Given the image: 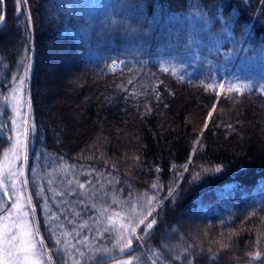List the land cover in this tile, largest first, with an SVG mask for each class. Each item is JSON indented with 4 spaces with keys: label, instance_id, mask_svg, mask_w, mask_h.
Masks as SVG:
<instances>
[{
    "label": "trees",
    "instance_id": "16d2710c",
    "mask_svg": "<svg viewBox=\"0 0 264 264\" xmlns=\"http://www.w3.org/2000/svg\"><path fill=\"white\" fill-rule=\"evenodd\" d=\"M20 7L0 0V159L23 76L26 188L46 251L61 239L72 254L59 264L75 250L79 264H264V0ZM237 82L252 87L229 92ZM137 225L142 239L121 254L122 227Z\"/></svg>",
    "mask_w": 264,
    "mask_h": 264
},
{
    "label": "snow or ice",
    "instance_id": "6c2138e0",
    "mask_svg": "<svg viewBox=\"0 0 264 264\" xmlns=\"http://www.w3.org/2000/svg\"><path fill=\"white\" fill-rule=\"evenodd\" d=\"M27 4V0H17V12L20 13L22 11L20 5L21 4ZM3 16H0V21H3ZM29 24L31 23V16L29 15L28 18ZM115 61L113 62V65L110 66L114 68ZM168 68H165L164 71H168ZM13 81L17 82L18 86L13 89L14 93H18L20 89L23 86L24 83V77H13ZM131 83V81H129ZM6 87V86H4ZM225 87L224 84H220V89H223ZM250 84H244L241 85L239 82H237L235 85H229L228 90L229 92H232L235 90L237 93H241L242 89H251ZM261 91H264V85H261ZM219 91L217 92V96L219 97ZM15 99V96H13ZM19 103V101H17ZM215 105H213V109H215ZM213 113L210 111L208 113L209 117H212ZM12 134L16 137V143L12 146V154L15 156L17 160L20 159L21 153L24 154V159L27 160V152L29 150V137L31 133L35 132V126L29 125L27 123V120L25 119L23 121V131L21 132L20 129L16 127V120H12ZM208 127V122H205V128ZM230 127V126H229ZM0 132H2V129H0ZM21 136L23 139H21ZM5 158H8V153H5ZM187 167L185 168V171H187ZM203 172H209L210 170L205 169L202 170ZM216 173H220L221 169L217 167L215 169ZM8 176H22L24 175L23 172H16L12 169L11 163H9V168L7 172ZM200 178V174L198 173L196 176L193 177V180L190 181V184L194 181L198 180ZM6 183L5 179V173L3 170H0V187H2ZM11 187L13 189L12 194L9 193L7 188H4L3 190V196L7 197L10 201V209H3L0 211L4 212V218L9 219L12 218L16 221L15 224L7 225L4 227L2 231H0V264H52L53 257H56L57 264H59V260L62 258H66L70 253V248L66 241H63L61 239H57L55 241L56 247L53 249L51 253H48L45 248L44 240L41 238L38 241H35V236H38L39 233H33L28 230V226L26 224L20 223V221L23 220V216L27 213L23 212V209L25 205L23 204L22 196L15 194V185L16 180H11ZM23 187H27V182L23 181L21 182ZM90 183V182H89ZM80 189L85 188V184L81 183L79 185ZM153 189L158 190L157 185H153ZM174 191V190H173ZM71 194V193H69ZM38 195V193H37ZM169 196H172V192L169 193ZM28 203H31L30 199ZM149 206L153 203L152 200L148 201ZM15 211L17 213V216H13L12 212ZM107 211V209H105ZM157 210L155 208H152L151 211L148 212V216H153V214ZM140 224H144V220L140 221ZM156 224L155 218L152 219L150 223H147L145 228L143 229L145 236L148 235L149 232L153 229V226ZM114 227V225H109L107 228H105L106 232H111V229ZM139 225L133 228H123L121 229L122 232L127 233V239L125 242V238L122 236L116 245H113L114 248L118 247V251L121 254L129 252V250L133 247V240L140 241L142 239L141 236L136 234V228H138ZM53 235L55 233L53 232ZM81 241L77 240L76 244H80ZM63 244V246H61ZM122 244V247H119L118 245ZM72 249H75V245L72 246ZM97 251L101 252L102 254H108L110 250L108 248L104 249H98ZM76 256L83 257L84 252L75 250L73 254V264H79V261L75 259ZM92 258V257H90ZM138 259L137 257H133L130 260H124L119 262V264H132V260ZM212 259H215L214 257ZM253 259H260V254L257 253ZM189 264H191V261H189Z\"/></svg>",
    "mask_w": 264,
    "mask_h": 264
},
{
    "label": "rangeland",
    "instance_id": "374dc122",
    "mask_svg": "<svg viewBox=\"0 0 264 264\" xmlns=\"http://www.w3.org/2000/svg\"><path fill=\"white\" fill-rule=\"evenodd\" d=\"M115 67H116V65L114 66V68ZM114 68L111 67V69H114ZM13 96H15V99L13 98ZM8 100L10 103V110L13 111V117L7 118V121H9L10 127L11 126L13 127L11 122L13 119H15L16 120V127L18 129H20V131L22 132L23 131V121L25 119L27 120V114H28V111H27L28 110L27 93H25V95L22 96V95H20V92H18V93L13 92L9 96ZM17 101H19V103H17ZM22 109H23V111H22ZM11 130H12V128H11ZM21 139H23L22 136H21ZM9 140H10V146H9V149L5 152V153H8V158H5V153H4L2 158L0 159V170H3V172L5 173L6 183L9 185L11 194L13 192V189L11 187L10 181L16 180L15 194L22 196V198H23L22 202L24 203V201H25V204L28 208L27 212L29 214V217L27 214L24 215L23 220L20 221V223L26 224L28 226L29 231L36 233L37 230H36V224H35L34 216L32 215L30 203H28L29 197L27 194V188L23 187L22 183H21L23 181H26L25 180V171H26L25 170V162H26V160L24 159L23 153H21L19 160H17L15 158V156H13V154H12V151H11L12 146L16 143V137L14 134L11 135V138ZM18 162H19V166H18ZM9 163H11V167L14 171L23 172L24 175H22V176H8L7 172H8V168H9ZM12 215L17 216V213L15 211H13ZM15 223H16V221L13 220L12 218L5 219L4 216L0 217V231H2L5 226L15 224ZM38 240H39L38 236H35V241H38ZM127 260H130V259H127ZM133 261L134 260H132V264H135Z\"/></svg>",
    "mask_w": 264,
    "mask_h": 264
},
{
    "label": "water",
    "instance_id": "95a60500",
    "mask_svg": "<svg viewBox=\"0 0 264 264\" xmlns=\"http://www.w3.org/2000/svg\"><path fill=\"white\" fill-rule=\"evenodd\" d=\"M27 105H29V101H27ZM27 111H28V110H27ZM38 239H39V240L41 239L39 235H38Z\"/></svg>",
    "mask_w": 264,
    "mask_h": 264
}]
</instances>
